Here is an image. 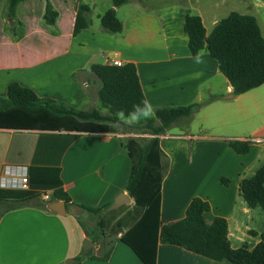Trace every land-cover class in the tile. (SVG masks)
Instances as JSON below:
<instances>
[{"label": "crops", "instance_id": "0c3cea01", "mask_svg": "<svg viewBox=\"0 0 264 264\" xmlns=\"http://www.w3.org/2000/svg\"><path fill=\"white\" fill-rule=\"evenodd\" d=\"M96 3H83L91 9L89 16ZM137 4V9L123 18L119 10L124 5L115 8L123 24L120 34L105 32L90 17L89 28L73 35L77 11L64 7V15H71L64 30L67 34L51 43L38 41L45 45L41 51L21 50L16 58L0 61V97L7 95L10 83L18 82L39 97L88 110L99 98L98 77L91 66L117 59L135 64L152 109L147 118L154 117L156 108L202 103L193 119H184V134L175 132L180 130L179 120L161 136V147L171 161L162 185L161 221L183 219L191 201L199 197L211 206L206 213L208 221L227 219L233 248L244 244L253 248L262 232L252 227L253 209L242 200L239 185L254 171L255 162L264 160V84L235 96L217 61L206 50L191 55L184 31L187 12L199 15L210 34L225 18L218 13L222 2L210 0L206 8L194 6L191 0L188 4L161 2L150 9L142 7L140 0ZM242 14L258 20L253 14ZM97 109L106 112L102 105ZM126 119L124 125L119 124L125 128L117 130L109 123L31 112L22 106L0 111V177L5 166L13 167L14 174L26 167L29 180L26 190L0 187V199L5 200L0 203V264H73L81 255L80 264H143L118 239L121 234L115 238L110 257L103 259L106 249L86 235L81 219V214L87 213L82 206L99 208L113 203L121 193L129 196L126 186L131 160L122 141L127 136L147 134H142L141 126L146 118L132 123ZM197 126L201 127L198 133ZM229 140L252 141L249 152L236 153ZM222 177L229 180L227 185ZM31 191L39 194V200L5 212L9 201ZM43 191L52 197L55 192L69 197L65 214L48 209L50 203L61 199L51 201L47 208L40 207ZM88 238L95 245L85 250ZM234 240L244 244L236 246ZM157 264L233 263L159 244Z\"/></svg>", "mask_w": 264, "mask_h": 264}, {"label": "trees", "instance_id": "16d2710c", "mask_svg": "<svg viewBox=\"0 0 264 264\" xmlns=\"http://www.w3.org/2000/svg\"><path fill=\"white\" fill-rule=\"evenodd\" d=\"M128 2L129 0H113V7L100 17L105 32H123V24L115 8ZM90 10L86 4L78 6L73 35L89 28ZM45 14L49 23H53L57 17L50 5H47ZM184 31L189 38L191 55L197 56L206 50L217 61L219 70L230 82L235 96L264 84V37L254 16L231 12L207 34L201 17L187 12ZM90 70L101 81L99 100L106 112L97 108L76 109L51 98L39 97L32 89L18 82L10 83L7 95L0 97V111L22 106L31 112L124 125L125 118L135 117L133 113L136 106L143 107L142 102H147L135 64H93ZM202 105L193 103L156 108L154 117L146 118L141 123L144 129L142 134L147 136H127L122 141V148L131 160L126 191L134 200L133 208L111 222L98 220L92 229L83 224L86 235L106 249L103 259L110 257L115 238L121 234L118 239L130 247L143 264H157L159 244L178 246L217 262L226 260L233 264H264V232L253 248L246 244L233 248L228 237L227 219L216 217L208 221L206 213L211 210V206L199 197L191 201L183 219L168 223L161 221L162 185L170 166V158L161 147V136H165L167 130L179 120L191 119ZM227 143L236 153L247 154L252 141L229 140ZM221 181L226 185L229 183L224 177ZM239 192L249 208H261L264 212V164L254 176L241 180ZM55 199L64 200L67 204L70 202L69 197L62 192H55L50 202ZM33 200H39V194L26 192L9 201L11 204L6 207L5 212ZM2 202L5 200L0 199V203ZM47 204L42 201L40 207L47 208ZM111 204L112 202L99 208H82L88 214L100 218L103 213L114 212L115 209L108 210ZM107 227L110 228L109 233L106 232ZM82 258V255L78 256L73 264H80Z\"/></svg>", "mask_w": 264, "mask_h": 264}, {"label": "rangeland", "instance_id": "374dc122", "mask_svg": "<svg viewBox=\"0 0 264 264\" xmlns=\"http://www.w3.org/2000/svg\"><path fill=\"white\" fill-rule=\"evenodd\" d=\"M96 5L92 8L90 17L93 20L94 25H102L100 15L105 10L109 9L113 5V0H96ZM137 1L131 0L130 3L122 6L119 10V16L123 18L131 9H137ZM142 2V7L144 8H153L159 3H185L188 4L189 0H140ZM217 2H222L218 13L220 16L226 17L230 12H239L253 14L258 18L259 26L264 37V2L260 1L259 4H255L256 0H216ZM259 1V0H258ZM92 2V0H0V61L7 59L9 56L17 57L23 51H41L44 49V44L42 42H50L56 37L67 34V23L71 21V15L68 17L64 15L63 8H72L74 7L77 11L79 5L83 3ZM191 3L196 7H208L210 0H198L196 3L195 0H191ZM47 5H50L51 8L57 13L53 23H49V20L45 14ZM67 13V12H66ZM65 13V14H66ZM62 20V21H61ZM65 32V33H64ZM36 41V42H35ZM40 41V43L38 42ZM20 44V45H18ZM21 47V48H20ZM35 47V48H33ZM98 81V88H101V81L96 78ZM89 95V94H88ZM88 97V96H86ZM91 97V96H90ZM89 98V97H88ZM101 104L99 98L92 107L100 108ZM193 119V118H192ZM127 122H138L139 118L129 117L126 119ZM180 122V130L175 131L176 133H185V124L184 119ZM197 125V124H194ZM200 126V125H199ZM197 126V127H199ZM114 128L121 130L120 125H115ZM198 128L197 133L199 132ZM218 128V127H216ZM127 130H131L126 128ZM217 130V129H216ZM136 132H140L137 130ZM174 132V133H175ZM145 136V135H144ZM171 164V161H169ZM264 164V160H259L253 165V170L248 177L254 176L255 170H258ZM170 168V166H169ZM169 171V169H168ZM168 173V172H167ZM215 183V182H214ZM46 192V191H43ZM41 199V198H40ZM243 200V198H242ZM244 201V200H243ZM133 206L129 204L123 205L114 210L112 213H103L101 217L93 216L88 213H82L81 219L89 227L93 228L97 221L103 219L104 221L111 222L113 219L121 217L126 213L132 210ZM253 218L254 222L252 227L259 232H264V212L261 208L253 209ZM106 232H110V228H106ZM251 239V238H250ZM249 238H245V241H249ZM234 245L242 246L241 241H233Z\"/></svg>", "mask_w": 264, "mask_h": 264}, {"label": "built area", "instance_id": "2783aa9c", "mask_svg": "<svg viewBox=\"0 0 264 264\" xmlns=\"http://www.w3.org/2000/svg\"><path fill=\"white\" fill-rule=\"evenodd\" d=\"M108 64L114 66H123V62L121 60H108ZM15 169L10 166H5L3 169V173L0 177V187L7 188V189H21L26 190L28 189V173L26 167H20L16 172L13 173ZM42 201L49 203L52 196L49 192H42L40 194Z\"/></svg>", "mask_w": 264, "mask_h": 264}, {"label": "water", "instance_id": "95a60500", "mask_svg": "<svg viewBox=\"0 0 264 264\" xmlns=\"http://www.w3.org/2000/svg\"><path fill=\"white\" fill-rule=\"evenodd\" d=\"M131 198L129 196H127L125 193H121L111 204V206L109 207V211L114 210L122 205L125 204H130ZM48 209L57 213V214H65L66 211V203L63 200H57L54 201L52 203H50L48 205ZM95 243L91 240V239H86L85 243H84V249L88 250L90 249L92 246H94Z\"/></svg>", "mask_w": 264, "mask_h": 264}, {"label": "clouds", "instance_id": "9594fccd", "mask_svg": "<svg viewBox=\"0 0 264 264\" xmlns=\"http://www.w3.org/2000/svg\"><path fill=\"white\" fill-rule=\"evenodd\" d=\"M143 103V107L141 106H136L135 108V112L133 113V115L138 119L140 117H144L147 118L152 114V109L151 106L146 102H142ZM121 117H123V114L120 113L119 114Z\"/></svg>", "mask_w": 264, "mask_h": 264}]
</instances>
